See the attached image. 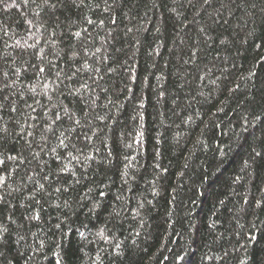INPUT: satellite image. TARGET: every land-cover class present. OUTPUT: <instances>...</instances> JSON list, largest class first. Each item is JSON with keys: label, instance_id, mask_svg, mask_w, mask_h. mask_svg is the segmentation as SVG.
I'll list each match as a JSON object with an SVG mask.
<instances>
[{"label": "trees", "instance_id": "trees-1", "mask_svg": "<svg viewBox=\"0 0 264 264\" xmlns=\"http://www.w3.org/2000/svg\"><path fill=\"white\" fill-rule=\"evenodd\" d=\"M0 178V264H264V0H0Z\"/></svg>", "mask_w": 264, "mask_h": 264}, {"label": "snow or ice", "instance_id": "snow-or-ice-1", "mask_svg": "<svg viewBox=\"0 0 264 264\" xmlns=\"http://www.w3.org/2000/svg\"><path fill=\"white\" fill-rule=\"evenodd\" d=\"M76 35H79V33H77ZM40 71H41V72H43V71H44V69H43V68H41V69H40ZM0 180H2V178H0Z\"/></svg>", "mask_w": 264, "mask_h": 264}]
</instances>
